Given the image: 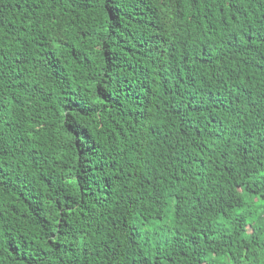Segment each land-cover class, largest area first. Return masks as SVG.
I'll return each instance as SVG.
<instances>
[{
    "label": "trees",
    "instance_id": "16d2710c",
    "mask_svg": "<svg viewBox=\"0 0 264 264\" xmlns=\"http://www.w3.org/2000/svg\"><path fill=\"white\" fill-rule=\"evenodd\" d=\"M0 264H264V0H0Z\"/></svg>",
    "mask_w": 264,
    "mask_h": 264
}]
</instances>
